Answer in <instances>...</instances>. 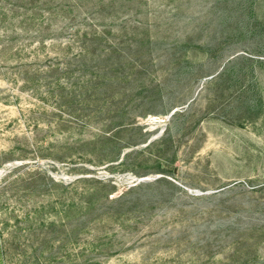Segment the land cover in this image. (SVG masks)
Masks as SVG:
<instances>
[{"label":"rangeland","instance_id":"374dc122","mask_svg":"<svg viewBox=\"0 0 264 264\" xmlns=\"http://www.w3.org/2000/svg\"><path fill=\"white\" fill-rule=\"evenodd\" d=\"M0 264H264V0H0Z\"/></svg>","mask_w":264,"mask_h":264}]
</instances>
